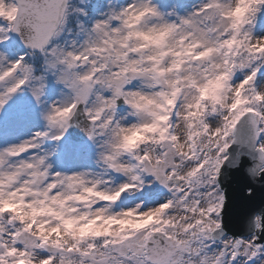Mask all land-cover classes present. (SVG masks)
Returning a JSON list of instances; mask_svg holds the SVG:
<instances>
[{"label":"snow or ice","instance_id":"6c2138e0","mask_svg":"<svg viewBox=\"0 0 264 264\" xmlns=\"http://www.w3.org/2000/svg\"><path fill=\"white\" fill-rule=\"evenodd\" d=\"M0 264H264V0H0Z\"/></svg>","mask_w":264,"mask_h":264}]
</instances>
